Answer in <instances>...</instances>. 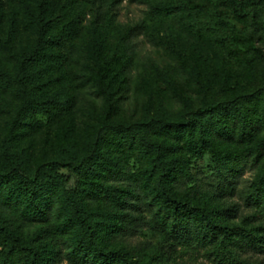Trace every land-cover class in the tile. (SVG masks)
<instances>
[{"label": "trees", "instance_id": "obj_1", "mask_svg": "<svg viewBox=\"0 0 264 264\" xmlns=\"http://www.w3.org/2000/svg\"><path fill=\"white\" fill-rule=\"evenodd\" d=\"M73 1L23 0L35 40L14 55L12 71L0 66V86L14 88L19 100L9 134L0 141V264H185L172 261L179 249L214 264H263L253 256L264 253V97H233L194 110L174 78L154 65L180 101L178 111L151 90L138 120L126 124L107 116L83 148L65 143L52 160L32 165L20 147L24 126L37 124L40 113H65L71 105L69 98L36 92L33 64L44 57L76 63L85 53L111 107L115 83L129 72L136 52L134 28L116 45L109 41L115 0H102L108 9L86 26L90 40L80 46L79 20L58 15ZM232 2L264 30V0ZM183 10L203 7L173 0L154 7L163 17ZM247 46L264 62L262 49L252 41ZM188 76L203 86L195 72ZM237 144H246V151ZM134 147L141 163L136 171L122 155ZM206 153L211 173L193 172L192 158ZM65 168L75 176L70 185ZM248 169L256 172L251 185L244 179ZM235 194L241 202H228ZM98 201L103 207L93 206ZM13 212L23 224L52 220L55 232L40 227L24 235L6 224L17 220ZM145 230L159 232L163 243L142 240Z\"/></svg>", "mask_w": 264, "mask_h": 264}, {"label": "rangeland", "instance_id": "obj_2", "mask_svg": "<svg viewBox=\"0 0 264 264\" xmlns=\"http://www.w3.org/2000/svg\"><path fill=\"white\" fill-rule=\"evenodd\" d=\"M159 1L115 0L117 13L110 28L109 41L112 46L116 45L122 35L134 28L137 48L129 72L115 83L111 107L98 92L95 66L85 53L76 63L44 57L33 64L32 68L38 73L34 85L37 93L71 100L65 113H40L36 117L37 124L24 126L20 147L30 153L33 166L52 160L58 148L65 143L83 148L107 116L126 124L138 120L151 90L163 97L171 111H178L180 101L157 78L154 65L174 78L178 91L191 98L194 110L204 103L233 97L249 99L257 94L263 99L264 62L258 53L248 48L247 43L252 41L264 51V30L256 27L250 15H241L240 6L232 0H173L198 4L203 11L183 10L163 17L154 11ZM245 1L239 0L240 4ZM107 9L108 5L102 0H74L58 15L62 20H79L77 43L84 47L90 40L86 26L102 17ZM34 40L35 35L25 20L23 0H0V66L12 71L14 55ZM188 71L195 72L203 86L194 82ZM18 103L14 88L0 86V141L9 134ZM236 148L245 152L246 144H237ZM122 155L134 171L141 166L137 148L126 149ZM191 169L193 172L211 173L213 162L210 154L193 157ZM61 172L65 174L68 185L75 181V176L68 169H61ZM255 177V170L248 169L244 174L245 184L251 185ZM228 202H241V199L235 194L228 198ZM93 206L103 207L99 201ZM13 214L17 220L8 218L6 224L24 235L30 236L40 227L55 232L52 220L23 224L18 213ZM140 238L155 246L163 243L161 234L153 230H145ZM253 257L264 264V253ZM172 261L214 264L202 254L191 256L183 254L180 249ZM58 264L70 263L64 260Z\"/></svg>", "mask_w": 264, "mask_h": 264}]
</instances>
